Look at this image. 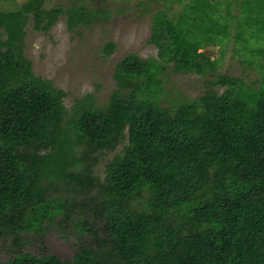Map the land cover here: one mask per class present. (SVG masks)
Wrapping results in <instances>:
<instances>
[{
    "label": "trees",
    "instance_id": "16d2710c",
    "mask_svg": "<svg viewBox=\"0 0 264 264\" xmlns=\"http://www.w3.org/2000/svg\"><path fill=\"white\" fill-rule=\"evenodd\" d=\"M239 6L236 38L248 27L262 40L264 0ZM62 12L70 29L99 13L43 0L0 11V233L20 247L22 234L63 226L80 243L71 259L14 251L0 264H264V81L218 73L199 50L227 38L230 14L211 0H190L176 17L156 9V56L125 55L104 106L87 94L69 110L23 52L29 20L46 30ZM167 70L214 76L201 95L164 105ZM119 144L100 178L94 166Z\"/></svg>",
    "mask_w": 264,
    "mask_h": 264
},
{
    "label": "rangeland",
    "instance_id": "374dc122",
    "mask_svg": "<svg viewBox=\"0 0 264 264\" xmlns=\"http://www.w3.org/2000/svg\"><path fill=\"white\" fill-rule=\"evenodd\" d=\"M25 0H0V11H15ZM190 0H43L46 9L84 5L99 13L91 17L87 24L80 23L69 28L64 12L46 30L36 29L31 18L25 25L24 55L30 60L32 72L52 81L55 88L65 92L63 99L67 109H72L75 101L87 94L93 96V105L104 106L110 93L116 87L113 79L115 64L125 55L134 53L142 58L156 56L157 48L150 41L152 15L156 9H163L176 17L184 4ZM222 15L229 13L228 36L221 44H210L200 48L217 61L216 72L240 77L254 87L264 81V54L253 51L252 47H263V39L256 40L250 35L252 28L245 27L242 37L236 38L237 23L241 16L240 0H211ZM229 5V8L226 7ZM243 38L248 42L244 43ZM108 42L115 43L114 50L107 54L104 47ZM169 72V70H167ZM209 73L201 77L195 73H168L162 102L167 98L181 96L195 98L207 89ZM264 85V83H263ZM122 144L115 150L104 152L94 170L100 178L104 176V165ZM88 201V200H87ZM87 222L97 231L100 229L92 210L87 211ZM26 241L15 247L11 238L0 233V263L9 259L14 251L30 252L36 255L54 253L63 259H71L79 245V237L66 227L50 229L43 236L31 232L22 234ZM83 239L91 240L89 235Z\"/></svg>",
    "mask_w": 264,
    "mask_h": 264
}]
</instances>
